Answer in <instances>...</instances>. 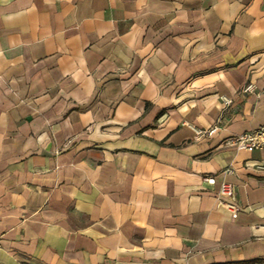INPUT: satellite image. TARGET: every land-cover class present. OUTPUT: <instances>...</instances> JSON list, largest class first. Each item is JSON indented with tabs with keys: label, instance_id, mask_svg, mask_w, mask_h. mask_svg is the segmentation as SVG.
I'll return each instance as SVG.
<instances>
[{
	"label": "crops",
	"instance_id": "1",
	"mask_svg": "<svg viewBox=\"0 0 264 264\" xmlns=\"http://www.w3.org/2000/svg\"><path fill=\"white\" fill-rule=\"evenodd\" d=\"M262 124L264 0H0V264H264Z\"/></svg>",
	"mask_w": 264,
	"mask_h": 264
},
{
	"label": "built area",
	"instance_id": "2",
	"mask_svg": "<svg viewBox=\"0 0 264 264\" xmlns=\"http://www.w3.org/2000/svg\"><path fill=\"white\" fill-rule=\"evenodd\" d=\"M256 89L255 85L247 84L243 88L244 93H253ZM225 106L229 105L231 101L226 98H221ZM189 128L194 132L195 136L211 138L218 130L216 125L211 126L208 129H199L195 126L189 125ZM224 145L230 148H233L237 151L253 152L255 150L264 151V124L258 126L256 129L243 132L241 134L228 137L224 140ZM227 174L231 173L230 170L226 171ZM208 184H214V178H208ZM234 189L233 186L227 182H221L218 189L219 196H229L233 198ZM229 206H233L229 204Z\"/></svg>",
	"mask_w": 264,
	"mask_h": 264
}]
</instances>
